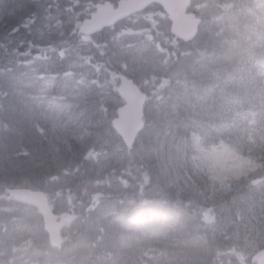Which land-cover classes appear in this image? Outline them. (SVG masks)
Masks as SVG:
<instances>
[{"label": "trees", "instance_id": "16d2710c", "mask_svg": "<svg viewBox=\"0 0 264 264\" xmlns=\"http://www.w3.org/2000/svg\"><path fill=\"white\" fill-rule=\"evenodd\" d=\"M19 11L22 12L24 9L19 8ZM249 17H246V15L243 17L239 16V21H236L232 25L233 30L226 35H222L226 37L225 40L217 38L213 39V42L208 43L211 51H209L205 58H195L198 60L187 61L180 68L179 78L181 79L183 76L189 82L187 93L191 101L192 94L195 95V103L192 101L191 104H186L188 99L180 101V118L186 120L197 118L203 122L204 126H208L213 124L217 118L223 117L230 108V103L235 101V99H247V92L238 84V80L243 78L242 73L239 74V71L246 67L243 59L247 58L241 50L246 47V49H249V52L259 54L261 51L255 47V42L252 39L254 35L264 31V24L261 28L257 27L256 21L253 18L246 20ZM228 39L232 42H226ZM234 40H237L238 44H234ZM0 54L5 61L8 60L9 56L4 58V55ZM18 84L29 85L30 83L19 81ZM31 86L28 89L31 93L30 96L25 97L23 103L16 110L11 107L9 108V113L13 114L15 121H19V126L16 130V136L0 137V174L8 175L14 170H20L30 172L32 176L39 178L43 177L48 171L58 174L63 171V168L71 167L79 160V156L66 147L70 152V154H67L64 150L65 146H62L59 139L51 137L49 132H46L42 137L36 134L34 124L32 128L29 127V123L31 122L30 110H35L36 108L34 97L37 93L35 84ZM177 101L178 99L176 98L172 104L174 105ZM73 113L77 115L75 110ZM28 134H31V138L27 142L30 145L32 157L35 155L39 156L31 161L19 162V152L24 145L20 138L24 137V139H27ZM93 137L94 144H99L104 151L111 152L114 150L115 141L108 132L102 131L93 134ZM46 148H50L49 156H52V160L43 162L41 155L46 156ZM11 158H13L14 162L6 160ZM166 211L174 217H179V215L175 214L177 210L167 208ZM184 214L186 213L184 212ZM111 223L119 227L118 224ZM120 232L116 234L113 231V227H110L106 236L112 237V239H123ZM96 234H98V231L93 234L85 233V236L77 245L79 254L87 252L88 245H92L93 240L96 243ZM187 235L191 237L189 232ZM182 239L185 240L186 238L182 235ZM113 241L108 240V249L112 246ZM188 242L189 244L186 246L182 245L178 250L182 251V253L184 252L183 255L193 260L194 264L204 263L203 259L209 260L218 247L216 241L201 243L194 239H189ZM89 248L93 249L94 246ZM86 257L87 255H80L76 260H84Z\"/></svg>", "mask_w": 264, "mask_h": 264}, {"label": "rangeland", "instance_id": "374dc122", "mask_svg": "<svg viewBox=\"0 0 264 264\" xmlns=\"http://www.w3.org/2000/svg\"><path fill=\"white\" fill-rule=\"evenodd\" d=\"M217 1H220L219 9L221 11L226 12V14L228 16H230L233 14L235 8L240 9V8L245 7L247 0H217ZM42 3L46 4L47 0H42ZM22 4L23 3H19L17 6L22 5ZM203 16L205 17V14H203ZM240 16L241 17L245 16V13H241ZM236 21H239V20L237 19ZM233 24H235V22ZM207 25H208V23L205 24V29H204L203 33L207 32L206 31ZM263 32L264 31H261V33L254 35V38L252 40H254L255 43H258L260 41L261 37L263 36ZM147 35H150V34H147ZM114 36L117 37V41L119 43V46L132 44L131 40H129L127 42L125 41L126 33H124L123 30L117 31ZM137 36H144L141 33V29H139L138 27H136L133 30V37H137ZM248 41H250V40H248ZM166 44L171 48V50H176L179 48V44L177 42H174V41L169 42V43L167 42ZM156 45H158V42H156ZM97 49H98V51H100L101 56L105 53V51L103 50V47L99 44H97ZM245 49H246V47L243 48L241 51L248 58L251 54L249 53V49H246V50ZM132 52L134 54L135 50H132ZM0 53H2V52L0 51ZM3 55H4V58H7V56H9V54H6L5 52L3 53ZM0 57H1V54H0ZM88 59H90L89 56H88ZM95 64H96L95 66H97V68L101 69L102 65L105 63H99V64L95 63ZM241 71L243 72L244 68H242ZM17 74H19V73H17ZM141 77H142L143 83L147 86V88H149V91L151 92L152 96H160V94L167 92V90L169 89L170 85H169V81H168L167 76H166V71L158 72L156 75H147V74L141 73ZM112 81H113V83H115L116 82L115 78H113ZM29 85H31V84H29ZM29 85H22V86L26 89ZM16 94H18L19 96H22L24 98V94L22 93V91H19L15 87L12 88V97H11V101H10L9 105L12 109H15V110L24 101L22 98L16 97L17 96ZM176 97L178 99H182V98L188 99L187 100L188 102H186V104H191V102H192L191 98L189 97L186 90L183 93L176 94ZM178 102L179 101L174 103V105L172 104L171 106L168 107L171 110V115L176 120H180L179 111L181 109V106ZM91 114H92V112L90 110V116L88 117V119L91 117ZM93 114H95V113H93ZM257 115L258 116H255L254 120L251 122L252 132H251V136L248 139L249 144H257L260 140H262V141L264 140V114H262V115L257 114ZM70 117L76 118L77 115H72V113L70 112ZM10 119L12 120V125H13V132L12 133H15L18 126H19V121H15L13 114L10 116ZM38 119L47 128L49 125L52 128V131L56 135H60V140H62V142H65V139H64L65 134L63 133V131L67 130V128L69 130H73V128L75 127V125L72 122H70L68 119H65L64 117H62V115L58 114L57 112H53V108H49L46 111H44L43 116L41 113H39ZM160 135L164 136V135H166V133H161ZM27 136H28V139L31 138V134H28ZM22 139H24V137H22ZM93 139L94 138H92V141H93ZM146 142L149 145L152 144V142L149 140H146ZM159 142H160V139H159ZM177 143L178 142H176V139L174 137H169V136L160 143L163 145L161 147V150L158 147L157 151L160 150L159 166H160L162 172H164L166 175H174L175 177L183 176L185 178L186 182H188V183H190L189 178L190 177L192 178L191 170L194 173H196L198 175V177L199 176L203 177V175H204V176H206L205 182L206 183H212V184H210V190H211L210 193L211 194H215L218 190L217 185H215L213 182H215V183H217L223 187L228 186V185H230L231 181H234V179L241 177L243 175H247V171L250 168L249 165L253 166V168H254V165L250 161V158L245 157L241 153H237L236 151L227 148L225 145H217V146L214 145V146H211L210 148H205L204 146H202L203 144L200 143L199 140L196 138L193 139L191 142L186 141L184 143L180 142V144H177ZM143 144L145 145L144 139H143ZM49 150H50V148H48V149L46 148V152H45L46 156L41 155V159L43 160V162H47V161L52 160V156H49V152L51 150L50 151ZM144 150H145V152H149V154H153L152 151H154L151 146L147 147V148H144V147L139 148L140 153H143ZM50 155H51V153H50ZM38 156L39 155H36V157H38ZM110 156H113V159H114L115 152L112 153ZM102 169L103 168H98V169H95V168L89 169L88 168V175L91 177L95 176L96 172H100V171H102ZM144 172L147 174L155 175L156 177H159L161 174L159 169H146V170H144ZM98 177H110V178H112L113 174L111 172V169L106 167L98 175ZM141 183L142 182H139V184H141ZM111 184H113V187L116 191L121 190V188L117 185V183L111 181ZM125 189L130 190V191H134L137 189V186L130 184ZM83 198H85V196ZM108 199H112V197H109ZM253 199H254V197L250 198L249 200L251 201ZM101 211H102V208H99L97 221L101 220L103 216H106V215L100 216ZM202 211L204 212L205 209H203ZM109 213H115V212L113 210ZM227 213H229V215H230L232 212H231V210H228ZM167 215L168 214L166 212H161L160 217L163 218V216H167ZM255 221H257V220H255ZM23 222H24L23 219L20 216H17L16 219L11 223V227H6V228L2 229V233H0V236L10 238L12 235H15L14 238H16L19 235L23 234L26 229H29L31 231L35 230V227L30 225L29 220H28V225H24V223H26V222H24V223ZM229 222H230V219L228 218L227 224ZM107 223H109V222H107ZM159 224H163V223H159ZM189 224H190V228H191L192 223H190V222H188L187 225H185V224L178 225V223H176L175 226H177V227H188ZM205 224L208 228L216 230V231H219L221 229V227L218 224V219L215 217V214L212 213L211 210H209L207 213V219H206ZM113 228H114L113 229L114 233H117L119 230L118 226H115L113 224ZM245 229L248 230L247 227H245ZM37 236H38L39 240L43 239L40 232H39V235H37ZM122 238H124V237L122 236ZM243 238H245L244 234H243ZM259 238L262 239L263 237L258 232V240H259ZM189 239L191 240L192 238L186 236L185 240L182 239V242H178V243L186 245L185 241L188 243ZM147 240H148V238L145 240H141V241L139 240V241H140V243H142L141 245H143V244L146 245ZM214 240L218 241L221 244V246L223 247L221 252H224V253H218L217 255H215L214 260L211 261L210 264H248V262L246 261V256L248 253L247 249H248L249 245L242 247L241 250L234 253L233 250H231V249L228 250L231 247V242H229L225 239L220 241V239L218 237L214 238ZM253 240L256 242V247H257L258 241L256 240V238H253ZM125 241H126V238L121 239V240L116 239V241L114 242L113 245L117 246V249L119 251V249H124L126 247ZM136 241H138V240H136ZM19 246H20V243L18 245H14V247H19ZM10 252H14L13 248L10 250ZM118 254H119V252H118ZM30 255L31 254H27V251H24V252L19 254V256L17 257L16 260H14V261L7 260V264H15V263L22 264L24 261L31 258ZM187 264H189V263H187Z\"/></svg>", "mask_w": 264, "mask_h": 264}, {"label": "bare ground", "instance_id": "6f19581e", "mask_svg": "<svg viewBox=\"0 0 264 264\" xmlns=\"http://www.w3.org/2000/svg\"><path fill=\"white\" fill-rule=\"evenodd\" d=\"M74 109H72L71 110V113H72V115H74ZM39 123H41L40 121H38ZM46 132H49V134H50V136L51 137H54V138H56V139H59L60 140V135H56L52 130H50L49 129V131L47 130ZM65 139V138H64ZM60 142H61V144H62V146L64 147L65 146V151H66V153L67 154H70V152L68 151V149H66V147H67V145H68V140L67 139H65V142H62V140H60ZM90 142H92V143H94V140L92 141V139L90 140ZM13 150V149H12ZM39 150V149H38ZM115 151L113 150V151H111L110 153L109 152H107V151H105V153L106 154H108V155H111L112 153H114ZM65 168H63V170H64ZM178 212V213H177ZM177 212L175 213L176 215H179V217H175V220H176V222L177 223H180V224H185V225H187L188 224V220H187V216L188 215H186V214H188L187 212H185L186 214H184V212H182V211H179V210H177ZM171 215V214H170ZM172 216V215H171ZM111 222H114V223H116L114 220H112ZM117 224V223H116ZM185 233L187 234L188 233V230H185ZM219 239H220V241H222V240H224L223 238H220V237H218ZM210 241H212V242H214V241H216V240H214V239H212V240H210ZM209 241V242H210ZM216 243L218 244V247H217V249L216 250H222L223 249V247L221 246V244L218 242V241H216ZM185 244L187 245V244H189V242L187 243L186 241H185ZM186 245H184V246H186ZM182 252V251H181ZM215 252V251H214ZM185 256V255H184ZM186 257V256H185ZM188 258V257H187ZM204 263H202V264H208L209 263V261H210V259L209 260H202ZM188 262H189V264H191L192 262H193V260H190L189 258H188ZM192 264H194V262L192 263Z\"/></svg>", "mask_w": 264, "mask_h": 264}]
</instances>
